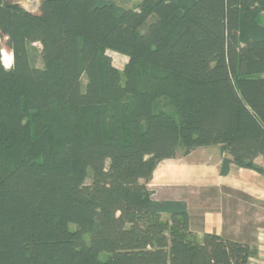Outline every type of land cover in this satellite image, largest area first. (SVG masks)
<instances>
[{
    "label": "trees",
    "instance_id": "trees-1",
    "mask_svg": "<svg viewBox=\"0 0 264 264\" xmlns=\"http://www.w3.org/2000/svg\"><path fill=\"white\" fill-rule=\"evenodd\" d=\"M263 15L264 0H0V264H251L255 247L198 238L148 183L214 146L220 175L264 176Z\"/></svg>",
    "mask_w": 264,
    "mask_h": 264
},
{
    "label": "crops",
    "instance_id": "crops-1",
    "mask_svg": "<svg viewBox=\"0 0 264 264\" xmlns=\"http://www.w3.org/2000/svg\"><path fill=\"white\" fill-rule=\"evenodd\" d=\"M221 160L216 146L198 148L187 155L179 150L176 158L161 161L156 166L148 183V188L154 192L152 198L185 202L190 230L198 238L210 233L249 244L258 251L251 264H264V219L253 218L245 207L249 204L264 208V176L234 165L222 176L219 174ZM254 163L264 168V158L258 157ZM196 191L203 193L201 199L192 195ZM207 192L213 193L212 199ZM198 201L212 202L213 209L203 208L193 214L190 203Z\"/></svg>",
    "mask_w": 264,
    "mask_h": 264
},
{
    "label": "rangeland",
    "instance_id": "rangeland-1",
    "mask_svg": "<svg viewBox=\"0 0 264 264\" xmlns=\"http://www.w3.org/2000/svg\"><path fill=\"white\" fill-rule=\"evenodd\" d=\"M7 1L11 2V3H16L22 9L27 10L28 12H31L34 14L38 13L39 9H40V0H7ZM113 1L116 2L117 4H120V5H123L126 7H133V6H135L141 2V0H113ZM262 20L264 22V15L262 16ZM0 46L2 48L1 59H2L4 66L7 68L10 66V61H9L10 60L9 59L10 54L7 51L5 38L0 39ZM34 47L36 48V50L40 49V46L38 44H35ZM107 55L111 58L113 66L116 69H118L119 71H122L123 67L127 63V58L123 55H120V54H117V53H114L111 51H107ZM36 66L41 67V61H40L38 56H37ZM82 83H84V80H82ZM86 182L89 183V179ZM207 194H208L207 196L209 198H211V199L213 198L212 192H207ZM192 195H195L194 198L201 199L203 193L196 191ZM235 201L239 202L240 204H244V203L240 202L239 200H235ZM198 203L197 202L190 203V209H191L193 214H197L196 211H200L203 208L208 209V210L213 209L212 202H205L204 204H202V203H200V201H198ZM241 207L243 208V206H241ZM245 207H247L246 212L250 213L253 218L255 217V218H259V219H264V208L263 207L251 206L249 204L245 205ZM243 210H244V208H243ZM228 218H230V215H228ZM101 258L104 259V255H102Z\"/></svg>",
    "mask_w": 264,
    "mask_h": 264
},
{
    "label": "water",
    "instance_id": "water-1",
    "mask_svg": "<svg viewBox=\"0 0 264 264\" xmlns=\"http://www.w3.org/2000/svg\"><path fill=\"white\" fill-rule=\"evenodd\" d=\"M25 11H27V10H25ZM28 12V11H27Z\"/></svg>",
    "mask_w": 264,
    "mask_h": 264
}]
</instances>
